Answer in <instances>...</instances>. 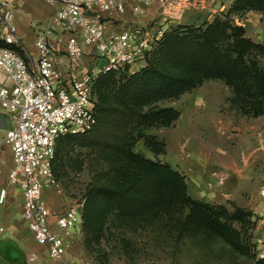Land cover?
I'll use <instances>...</instances> for the list:
<instances>
[{
  "label": "rangeland",
  "instance_id": "rangeland-1",
  "mask_svg": "<svg viewBox=\"0 0 264 264\" xmlns=\"http://www.w3.org/2000/svg\"><path fill=\"white\" fill-rule=\"evenodd\" d=\"M142 1L132 3L137 5ZM236 0H143V28L164 34L178 26L205 28L218 18L221 22L241 26L245 37L264 42V12L233 9ZM125 12L124 14H126ZM120 14V15H124ZM118 28L139 25L131 18L119 20ZM124 23L125 25H119ZM154 46L151 58L156 57ZM145 62L117 72L115 82L138 72ZM95 94L96 101L99 100ZM234 93L224 81L205 80L200 86L174 100L161 101L162 107H174L180 117L171 126L152 127L146 132L162 142L155 154L142 140L134 151L154 162L168 164L184 178L187 193L194 199L225 206L230 224L240 232L237 239L230 233H214L185 225L181 212L154 217L143 208L120 211L106 199L94 201L98 188L118 181L111 171L108 154L91 146L68 148L70 156L84 159L82 170L62 164L57 168L58 182L46 188L43 198L58 213L77 202H84L85 217L81 230L67 249L62 261L48 256L47 249L34 245V264H257L264 258V221L260 217L259 190L264 186V113L248 116L233 101ZM7 158L12 160L9 146ZM10 156V157H9ZM14 168V165H12ZM132 176L130 165H117ZM119 173V172H116ZM123 176V174H120ZM20 190H17V192ZM19 196V195H18ZM242 209V221L232 220ZM185 211L184 214H186ZM88 221V222H87ZM239 240V241H238Z\"/></svg>",
  "mask_w": 264,
  "mask_h": 264
},
{
  "label": "trees",
  "instance_id": "trees-1",
  "mask_svg": "<svg viewBox=\"0 0 264 264\" xmlns=\"http://www.w3.org/2000/svg\"><path fill=\"white\" fill-rule=\"evenodd\" d=\"M233 9L264 12V0H236ZM155 53L157 56L152 58L150 53L141 70L119 81L115 82L117 72L98 78L94 86V93L99 96L97 123L86 133L59 138L53 174L58 182L59 163L75 171L82 170L83 158L69 155L62 162L63 155L74 146H91L96 152L110 156V165L115 166L111 171L120 176L118 181L100 186L99 197L93 202L106 199L120 211L143 208V213L157 218L171 211L181 212L185 225L208 232L230 233L239 239L240 232L231 224H221V217L229 216L225 206L192 198L180 173L168 164L145 158L134 148L142 140L155 154L161 153L164 144L146 130L171 126L181 113L159 103L178 99L205 80L224 81L232 89L233 101L243 113L261 116L264 113V42H253L245 37L243 27L216 18L205 28L194 30L178 26L163 34ZM117 165H130L132 176L121 172ZM85 204L86 199L83 218ZM243 212L237 208L230 219L242 221ZM257 264H264V258H259Z\"/></svg>",
  "mask_w": 264,
  "mask_h": 264
},
{
  "label": "built area",
  "instance_id": "built-area-1",
  "mask_svg": "<svg viewBox=\"0 0 264 264\" xmlns=\"http://www.w3.org/2000/svg\"><path fill=\"white\" fill-rule=\"evenodd\" d=\"M57 5L52 24L59 35L51 40L50 27L36 37L37 60L27 59L17 35L14 16L19 0H0V111L8 114L10 127L0 135V147L12 152L14 168L9 182L19 184L23 196V219L36 245L47 249L53 260L62 261L81 230L84 202L61 212L51 210L43 198L57 180L52 165L57 142L67 134L90 131L97 123L94 86L98 78L145 62L164 32L153 33L142 25L110 28L103 14H124L127 7L141 14L143 0H45ZM64 51L74 71L65 79L60 52ZM87 51L102 65L78 69ZM0 192V203L6 198ZM260 217L264 221V186L258 192Z\"/></svg>",
  "mask_w": 264,
  "mask_h": 264
},
{
  "label": "crops",
  "instance_id": "crops-1",
  "mask_svg": "<svg viewBox=\"0 0 264 264\" xmlns=\"http://www.w3.org/2000/svg\"><path fill=\"white\" fill-rule=\"evenodd\" d=\"M142 0H132V3ZM20 6L15 12L14 25L17 29V35L25 49L27 59L31 62L37 60L38 52L35 46L37 34L50 27L52 31L51 40L59 35L58 27L51 22L57 12V5L46 2L45 0H19ZM130 6L127 7V13L120 15L116 12H105L103 17L107 25L112 29H118L119 20L131 18V21H137L143 26V17L134 19L131 14ZM143 11V10H142ZM125 25L121 23L119 25ZM61 67L65 73V79L70 80L74 71L69 67L68 58L64 51L60 52ZM94 52L87 51L84 55L78 69H90L96 65H102ZM0 115L5 116L7 128L0 129V135L10 127V118L7 113L0 111ZM5 146L0 147V192L6 189V198L0 203V264H34L31 262L36 245L33 235L29 230L27 223L23 219V196L19 184L12 185L9 182V173L13 169V159H8ZM10 157V156H9ZM17 190H20L17 192ZM19 195V196H18ZM264 231V226L261 227Z\"/></svg>",
  "mask_w": 264,
  "mask_h": 264
},
{
  "label": "water",
  "instance_id": "water-1",
  "mask_svg": "<svg viewBox=\"0 0 264 264\" xmlns=\"http://www.w3.org/2000/svg\"><path fill=\"white\" fill-rule=\"evenodd\" d=\"M6 118L3 115H0V129L7 128V124H5Z\"/></svg>",
  "mask_w": 264,
  "mask_h": 264
}]
</instances>
